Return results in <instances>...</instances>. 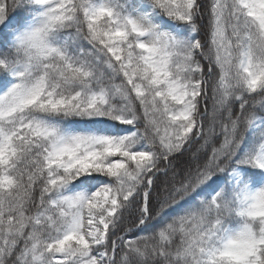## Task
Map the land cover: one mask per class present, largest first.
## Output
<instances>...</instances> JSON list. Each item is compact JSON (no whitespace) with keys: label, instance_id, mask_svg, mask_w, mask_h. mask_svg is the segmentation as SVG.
Here are the masks:
<instances>
[{"label":"snow or ice","instance_id":"1","mask_svg":"<svg viewBox=\"0 0 264 264\" xmlns=\"http://www.w3.org/2000/svg\"><path fill=\"white\" fill-rule=\"evenodd\" d=\"M0 264H264V0H0Z\"/></svg>","mask_w":264,"mask_h":264}]
</instances>
